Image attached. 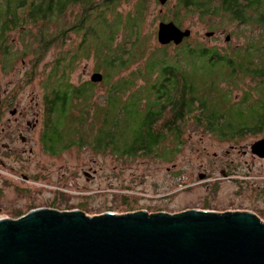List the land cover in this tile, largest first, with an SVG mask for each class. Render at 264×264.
<instances>
[{
  "label": "rangeland",
  "instance_id": "obj_1",
  "mask_svg": "<svg viewBox=\"0 0 264 264\" xmlns=\"http://www.w3.org/2000/svg\"><path fill=\"white\" fill-rule=\"evenodd\" d=\"M140 1L121 0L117 9L127 14ZM146 4L142 36L148 53L163 47L157 40V29L159 22L166 18L179 19L183 29L189 28L191 43L216 47L222 53L229 51L230 47L244 45L246 36L259 31L256 26L245 24L240 27L221 16L210 18L187 12L178 6V0H169L165 4L159 0H146ZM80 11L79 6L70 7L55 22L27 24L9 34L11 55L0 56V95L7 102L12 101L7 110L0 107V113H5V117H12L10 110L17 107L27 111L31 121L35 115L42 120L46 76L59 57L76 55L83 46L82 33L72 28ZM45 28L46 35L56 41L39 54L42 43L38 38ZM63 30L65 33L61 34ZM208 31L217 34L207 36ZM232 31L237 34L232 35L229 46L225 39ZM88 42L85 45L89 52L93 47L90 39ZM168 52L175 54L176 47L169 45ZM97 64L94 58L79 55L72 68L67 70L71 82L78 85L90 81L93 73L100 72ZM250 80L244 79L238 87L230 88L233 102H238L244 97V91L254 86ZM221 86L222 89L228 88L227 83ZM104 91V84L97 82L96 95ZM221 94L218 91L215 101L220 100L223 107L228 96ZM255 96L253 92L252 97ZM239 106L246 112L260 108L252 99ZM227 109L234 115L237 108ZM183 128L180 144L170 136L163 142V151L178 147L172 157L170 153L165 154L167 158L156 154L119 157L97 152L88 145L72 147L54 155L42 147L40 129L29 134L31 140L28 143L21 142L16 132L12 146L17 145L26 151L20 159L17 156L7 167L0 168V206L6 208L0 218H20L32 207L81 210L90 217L107 212L121 215L141 210L153 214L185 207L215 212L218 209L250 211L264 221V158L254 157L250 151L253 143L264 138V130L255 135L220 138L190 119ZM30 148H33L32 152ZM246 150L248 152L244 153ZM163 151L160 149L159 153ZM85 172L93 177L88 180ZM204 174L206 176L202 178ZM15 208L21 213L15 214Z\"/></svg>",
  "mask_w": 264,
  "mask_h": 264
},
{
  "label": "trees",
  "instance_id": "obj_2",
  "mask_svg": "<svg viewBox=\"0 0 264 264\" xmlns=\"http://www.w3.org/2000/svg\"><path fill=\"white\" fill-rule=\"evenodd\" d=\"M120 1L0 0V42L11 26L52 23L70 7L81 8L72 28L82 33L83 46L76 55L59 57L44 82L41 143L47 152L58 155L88 145L119 157L156 154L167 158L168 153L172 157L178 147L163 151V142L170 136L180 144L189 119L220 138L264 130V0H178V6L187 12L259 28L246 36L244 45L230 47L225 53L191 43L189 37L148 53L142 36L146 0L127 14L118 11ZM162 21H174L182 28L179 19ZM46 34V28L42 29L39 54L56 41ZM88 39L93 47L89 52ZM169 45L176 47L175 54H169ZM83 54L98 63L103 94L96 95L97 83L91 80L78 85L71 82L67 70ZM247 78L254 86L233 102L230 88ZM222 83L228 88L222 89ZM218 91L228 96L223 107L220 100L215 101ZM250 99L259 110L246 112L239 106ZM229 107L237 108L234 115Z\"/></svg>",
  "mask_w": 264,
  "mask_h": 264
},
{
  "label": "water",
  "instance_id": "obj_3",
  "mask_svg": "<svg viewBox=\"0 0 264 264\" xmlns=\"http://www.w3.org/2000/svg\"><path fill=\"white\" fill-rule=\"evenodd\" d=\"M190 36L174 21L158 24L162 45ZM102 79L99 72L91 76ZM252 151L264 157V138ZM0 264H264V221L239 210L180 207L90 217L40 207L0 218Z\"/></svg>",
  "mask_w": 264,
  "mask_h": 264
},
{
  "label": "flooded vegetation",
  "instance_id": "obj_4",
  "mask_svg": "<svg viewBox=\"0 0 264 264\" xmlns=\"http://www.w3.org/2000/svg\"><path fill=\"white\" fill-rule=\"evenodd\" d=\"M169 0H167L168 2ZM16 4L13 3V6H15ZM23 25H19L15 28H12L8 31V33H6L4 35L3 38V42H0V56H10L11 55V48L9 45V34L11 32H13L14 30H18L19 28H22ZM24 27V26H23ZM209 32V31H208ZM207 32V33H208ZM213 32V34L210 36H215L217 33L216 31H210ZM206 33V34H207ZM225 31H223L222 34H224ZM230 35V39H227V36ZM233 37L231 35V33H227L226 34V39L225 42L226 43H230L232 41ZM216 48V47H215ZM219 49V48H218ZM220 50V49H219ZM5 102H7V100H5L1 95H0V107L3 106L6 110L8 108H10L9 106L12 104V101H8L6 104ZM10 114L12 115V117H5V113H0V168H4L7 167L12 161L13 159H15V157L18 156V158L20 159L21 154L24 153L26 151V149H22L17 145L12 146V140L14 139L15 133L17 132L19 139L21 142L23 143H28L29 140H31L29 134L32 133V131H36V130H41V135H42V131H43V117L42 120L39 117H36V115L34 116V121L30 120V116L27 113V111H22L19 110L17 107H14L13 109L10 110ZM40 124V126H39ZM40 143L41 140L39 139ZM43 149V148H42ZM30 151H33V148H30ZM250 151L252 152V155L254 157L259 156L258 154H255L252 149H250ZM248 150L244 151V153H247ZM48 153V152H47ZM13 154H14V158H13ZM264 158V157H261ZM10 168V167H8ZM87 175V179H91L93 177V175L91 173L85 172ZM224 175H227V173L225 171H223ZM206 174H204V176L202 175V178H205ZM34 209H36L37 207H32ZM31 208V209H32ZM40 208V207H38ZM5 206H0V214H2L5 211ZM30 209V210H31ZM16 212L15 214H19L21 213L20 210L18 209H14Z\"/></svg>",
  "mask_w": 264,
  "mask_h": 264
}]
</instances>
